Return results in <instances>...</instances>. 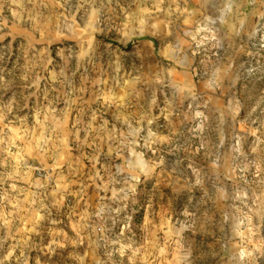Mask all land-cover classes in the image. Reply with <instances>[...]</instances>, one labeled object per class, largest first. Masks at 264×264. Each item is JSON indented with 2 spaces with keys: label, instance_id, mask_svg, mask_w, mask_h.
<instances>
[{
  "label": "rangeland",
  "instance_id": "374dc122",
  "mask_svg": "<svg viewBox=\"0 0 264 264\" xmlns=\"http://www.w3.org/2000/svg\"><path fill=\"white\" fill-rule=\"evenodd\" d=\"M0 264H264V0H0Z\"/></svg>",
  "mask_w": 264,
  "mask_h": 264
},
{
  "label": "trees",
  "instance_id": "16d2710c",
  "mask_svg": "<svg viewBox=\"0 0 264 264\" xmlns=\"http://www.w3.org/2000/svg\"><path fill=\"white\" fill-rule=\"evenodd\" d=\"M131 48V44H128L125 49H130Z\"/></svg>",
  "mask_w": 264,
  "mask_h": 264
}]
</instances>
